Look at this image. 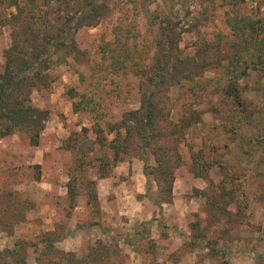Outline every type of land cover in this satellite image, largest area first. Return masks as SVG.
<instances>
[{"label":"rangeland","instance_id":"obj_1","mask_svg":"<svg viewBox=\"0 0 264 264\" xmlns=\"http://www.w3.org/2000/svg\"><path fill=\"white\" fill-rule=\"evenodd\" d=\"M25 1L18 0L19 6ZM94 1L102 6L98 23L73 29L64 47L53 48L50 87L32 93L44 119L39 145L25 132L0 138V264H13L8 250L17 244L26 247L27 263L37 264L44 250L37 239L46 232H56L57 249L74 253L82 264H264V80L254 74L244 82L249 89L241 107L216 87H223V67L232 43L240 40L232 24L263 19L264 0ZM9 3H0L3 17L10 14ZM70 4L79 8L85 0ZM2 21L1 72L16 28ZM17 28L29 37L26 22ZM159 33L163 43L178 37L176 53L187 59L184 74L166 84L156 70L163 62L155 46ZM175 63L172 57L169 65ZM186 75L193 81L180 78ZM157 85L166 130L188 107L202 118L182 141L160 142L173 151L172 163L181 159L172 187L159 186L152 149H130L117 161L95 131L102 129L109 143V124L140 108V88ZM75 102H82L77 110ZM238 111L250 121L235 137L218 125ZM205 136L218 148L213 158L245 183L249 201L237 220L218 219L213 205L224 173L215 168L199 178L193 171V148ZM228 210L236 213V205ZM98 242L111 247L105 259L102 252L97 260L91 256Z\"/></svg>","mask_w":264,"mask_h":264},{"label":"trees","instance_id":"obj_2","mask_svg":"<svg viewBox=\"0 0 264 264\" xmlns=\"http://www.w3.org/2000/svg\"><path fill=\"white\" fill-rule=\"evenodd\" d=\"M8 1L10 3L7 10H10V14H5L4 17L0 15V18L5 20L1 23L16 28L12 34V46L5 53L4 70L0 71V138L17 132H25L30 136L31 143L38 146L41 132L44 129V119L40 116L41 112L33 107L31 96L35 90L50 87L49 70H52L55 64L49 53L53 48L64 47L69 42L70 32L73 29L78 30L84 26L96 25L102 13V6L96 5L94 0H85V4L79 8H72L71 0H55L56 2L43 0V6L38 5L39 0H26L23 7L19 6L18 0ZM1 2L3 0H0ZM13 8L16 12L12 11ZM72 9L76 14H71ZM52 16L56 18L53 19ZM55 21L61 23L58 28L54 24ZM22 22H26L29 26L30 35L27 34L29 37L25 39L17 31L18 25ZM76 23L77 27L74 26ZM232 27L236 37H240V40L232 43L231 52L233 53L229 54L228 63L223 67L226 78L223 87L221 89L219 85L216 87L220 92L224 91L241 107L242 94L249 89L244 82L251 79L254 74L264 80V18L243 19L240 23L232 24ZM161 34L159 33L158 39H155V46L157 52H162L163 62L158 60L156 70L161 77L160 82L166 84L177 77L176 73L177 75L184 74L181 67L182 64H187V59L185 60L176 53L181 52L178 37H170L165 33L169 37L163 43ZM172 57H176V63L170 66ZM181 77L190 81L194 79L187 75ZM154 87L152 89H147V86L140 88V108L127 113L119 123L109 124V133L114 135L109 143L102 129L95 131L101 137V146L108 145L113 150L117 161H122L121 154L129 153L130 149H152L156 160L153 171L157 176L159 186L165 183L172 187L175 170L180 166L181 159H178V164L172 163L170 153L173 151L160 142L165 137L179 138L182 141L187 131L198 125L202 118L199 112L191 106L187 108V115L180 117L179 122L166 130L162 126V109L157 90L159 87L158 85ZM81 104L82 102H75V109L80 108ZM42 114L47 116L46 112ZM238 114L222 121V124L218 125L220 129L232 133L235 137L239 135L249 123L250 118L245 112L238 111ZM178 145L179 143L174 142L175 150ZM193 150L192 160L195 166L193 171L197 177L203 178L215 168H219L224 173L222 192L214 198L213 203L219 214L218 219L226 216L237 220L243 214V210L247 209L246 202L249 201L243 179L233 173L230 166L223 163L220 158H213L217 155L218 148L211 145V140H208L207 136L203 137L200 145ZM262 160L264 163V157ZM200 165H202L201 168ZM241 194H243V199L240 198ZM234 204L236 213L228 210ZM37 240L44 245V250H39L36 258L37 264H82L83 260L77 258L74 253L61 252L57 249L56 232L43 233ZM15 246L8 250L13 256V264H28L25 258L26 247L21 244ZM110 250L111 247L98 242L93 247L91 256L97 260L98 254L102 252L105 259V255L109 256ZM0 255L2 256L3 252H0Z\"/></svg>","mask_w":264,"mask_h":264}]
</instances>
